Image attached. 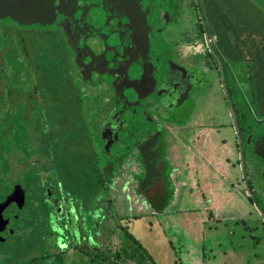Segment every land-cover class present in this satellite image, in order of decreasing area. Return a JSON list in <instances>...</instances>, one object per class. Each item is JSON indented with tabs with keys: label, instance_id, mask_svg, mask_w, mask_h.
Masks as SVG:
<instances>
[{
	"label": "rangeland",
	"instance_id": "obj_1",
	"mask_svg": "<svg viewBox=\"0 0 264 264\" xmlns=\"http://www.w3.org/2000/svg\"><path fill=\"white\" fill-rule=\"evenodd\" d=\"M193 1L198 3L196 6L193 3V6L197 14L200 13L206 35L215 36L221 50L227 46L234 54L239 41L235 28L240 25L241 19L234 7L241 3L246 5L247 0ZM248 3L253 8H249V4V9L242 8V19L251 17L250 30L256 29L254 26L262 27L264 0H248ZM192 14L195 18L194 8ZM0 18L7 25L18 24L21 28L34 25L48 27L47 19L41 18L37 9H3ZM3 28L0 26V29ZM261 33L260 38L264 39V27ZM26 40L30 53H19L17 56L25 66L36 64L39 54L47 79L53 76L50 61L41 50L48 48L49 56L58 62L56 69L63 71L64 48L53 33H32ZM136 41L134 35L128 41L123 73L117 74L116 71V78L112 74L105 77L108 83L118 82L122 91L138 83L136 75L146 73V69L137 62L138 57L149 56L153 51L151 37L145 39L141 48ZM236 56L243 59L244 55L239 53ZM225 59L229 61L238 82L237 93L235 87H230V82H227L231 89L226 90L225 96L228 99L231 96L238 113L243 109L251 111L247 74L241 80L239 75L245 70L233 65L229 57ZM28 68L26 75L32 76V81L28 79L34 84L33 81L38 79L37 73L30 74ZM18 69L21 70L19 62L16 65L3 56L0 58V202L14 184L23 183L26 192L22 205L26 204L31 214H38V218L33 217L21 226L19 218L22 216L17 217L26 213L15 207L9 223L15 221L20 228L12 236L7 232L0 234V242H4L0 248V264H32L17 259L15 256H20V252V257L38 256L36 264H264V196L258 190L253 194L249 192V195L248 190L245 192L242 177L248 173L250 160L246 152L240 159L241 152L236 149L237 137L232 128L231 110L216 81L218 79L210 80L212 86L206 92L205 104L201 108L204 118L199 117L206 122L214 121L219 130H211L207 138L210 143H206L202 152L211 166L193 162L189 152L182 154L177 149L172 153L166 152L164 158L172 164L176 190L173 195L150 196L149 203L153 206L150 208L146 200L134 195L133 184L126 190L121 187L130 177L128 171L122 170L123 174L114 179L115 186L110 187L108 197L98 185V175L93 176L94 170L91 167H72L73 156L70 154L60 162L58 174L53 172L55 177L39 172L40 166H30L28 157L33 149L40 147V139L45 142L43 135L51 133L53 137L59 129L61 111L66 110L67 116L68 112H72L73 116L81 112L71 102L75 88L82 94L81 110L85 119L90 120L92 130L98 123L96 116L103 104L101 99L112 98L113 90L87 89L81 82L74 84L70 77H67L71 81L69 86L62 83L55 86L43 84L34 92L31 84H26L17 90L14 77ZM17 108H21L20 111L17 112ZM65 126L70 127L69 120ZM81 135L77 134L76 138ZM5 137L9 139V145L5 143ZM58 144L54 149L61 157L64 146L61 145L63 143ZM9 159L13 162L7 167ZM214 169L220 173L215 174ZM47 188L50 189V198L45 194ZM146 191L152 193L153 188L147 186ZM40 220L42 227L38 229ZM73 229L80 233L75 235ZM35 231H38L36 237L33 236ZM32 237L37 242L29 245L26 241L29 251L23 253L19 243L23 238L30 240ZM37 244L41 246L38 251L32 249Z\"/></svg>",
	"mask_w": 264,
	"mask_h": 264
},
{
	"label": "flooded vegetation",
	"instance_id": "obj_2",
	"mask_svg": "<svg viewBox=\"0 0 264 264\" xmlns=\"http://www.w3.org/2000/svg\"><path fill=\"white\" fill-rule=\"evenodd\" d=\"M78 1H41L29 9H37L40 17L47 19L48 27L45 29L34 25L31 28L40 33H53L61 42L64 48L63 71L74 80V84L81 82L87 89L113 90L112 98L108 96L99 100L103 104L99 106L96 116L98 123L94 130L86 117V133L93 140L99 161L98 185L102 193L108 196L110 187L115 186L114 179L121 176L124 170L129 172L130 177L121 187L126 190L133 184L134 195L146 200L148 205L150 196L161 197L167 193L173 195L176 190L173 183L174 170L164 154L172 153L175 149L182 151V154L189 152L193 162L211 166L210 160H206L202 152L206 143H210L207 138L211 130H219L214 121L206 122L202 119L204 110L201 108L205 104L206 92L212 86L210 80L218 79L216 81L224 96L226 90L231 89L227 82H230V87H235L237 93L235 74L224 59L217 38L206 35L202 18L195 7L197 2L136 0L129 36L132 38L134 35L139 48L143 38L151 37V41H154L149 56L137 60L146 69V73L141 72L135 76L138 83L124 90L126 96H123V88L116 81L108 83L105 77L100 76L83 78L81 74L85 64L78 59L84 57L88 61L93 53H98L99 45L93 44L94 34L86 37L78 33ZM192 8L196 11L195 18ZM123 47L124 58L128 41L124 42ZM125 63L126 59L116 65L117 70L111 73L113 78L116 71L117 74L123 73ZM86 67L88 73L96 65L88 61ZM225 98L229 109L232 107L234 111L231 96ZM234 99L236 101L237 96ZM234 113L236 126L232 115L231 118L238 139L236 149L239 148L241 152L240 159L246 152L250 160L248 173L242 177L245 192L248 190L249 195V192L253 194L258 190L264 196V119L255 117L252 109H243L239 113L235 110ZM214 173L220 172L214 169ZM147 186L153 188L152 193L146 191ZM45 194L51 197L49 188ZM73 232L75 235L80 233L76 229Z\"/></svg>",
	"mask_w": 264,
	"mask_h": 264
},
{
	"label": "trees",
	"instance_id": "obj_3",
	"mask_svg": "<svg viewBox=\"0 0 264 264\" xmlns=\"http://www.w3.org/2000/svg\"><path fill=\"white\" fill-rule=\"evenodd\" d=\"M253 8L252 4L250 6V3H248V0L246 1V5L244 3H241L240 5H237L234 7V10L236 11L237 15L241 17L240 19V25H238L235 28V31L237 33V39L239 40L237 42L238 50H235V53L233 50H231L230 47L225 46L226 48L223 47V50H221L224 59L226 57H229L231 61H233V65L237 66L241 70H245L242 72V75H239L240 79L242 80L246 74H247V83L249 85L248 87V95H250V100L252 103V111L255 117L257 118H263L264 119V39L260 38L262 35L261 33V28L259 26H254L256 29L250 30L249 29V22L251 23V17H247L246 19H242V8L244 9H249L248 8ZM247 8H246V7ZM252 10V9H251ZM253 11V10H252ZM241 15V16H240ZM238 18V17H237ZM248 22V23H245ZM264 22V21H263ZM3 19L0 18V26H4L3 29H0V58L3 56V58H7V60H12V63H15L17 65V62L20 63L21 65V70H17L15 72V82L14 86L18 90L19 88L25 87L26 84L30 85V88H32V91L39 88L40 85H56L62 83V85H68L71 83V81L68 79L69 76L65 71L57 70L56 65L58 62L53 63L54 58L50 57L47 49H41L43 53L46 54V57L50 61V64L52 66V72L53 76H51L49 79H47V76L45 75V67L43 64H40L39 60V54L37 55V63L36 64H31L28 63V71L30 74L31 73H37L38 79L36 82L33 81L34 84L30 83L32 81L31 77L29 75H26V69L27 66H25V63L19 60L17 57L19 53L22 54H29L30 52L28 51L29 47V42L26 40L29 34L36 33V34H42L37 30H34L32 28H21L19 27L18 24H6ZM247 24V25H245ZM2 52V54H1ZM243 53V59L237 58V54ZM236 56V57H235ZM50 58V59H49ZM226 62L229 64V61L225 59ZM11 62V61H10ZM24 63V64H23ZM229 66H231L229 64ZM68 77V78H67ZM238 77V78H239ZM30 78L31 80L29 81ZM74 95L71 98V102L73 103V106L75 105L76 108H79L81 112L76 113V116H73V113L68 112V116L66 115V110H62L61 114L62 116L60 118V127L55 131L54 136H51V133H46L43 135V138H45V142L40 139L41 144L40 147L33 149L31 156L28 157V162L30 166H34L35 168H38V171L42 173H47L48 176L53 175L55 172V175L57 173V167L59 166L60 162L65 160L67 158V155L73 156V163L71 164L72 167L76 166L75 168H82V167H91L94 172V175H100L99 170V161L96 155V151L94 148L93 140L92 138L86 133V127H87V120L85 119L83 112L81 110V105L83 103L82 100V94L79 92L77 88L74 89ZM8 96H9V91ZM21 108H17L20 111ZM82 113V115H80ZM69 117V119H67ZM67 120H69V125L70 127L67 128L65 125H67ZM63 126L66 127V130H64V133L62 131ZM65 129V128H64ZM77 134H82L81 137L76 138ZM5 143H8V138L5 137L3 138ZM57 139V140H56ZM51 141V144L49 142ZM43 143V147H41ZM55 143V144H52ZM58 143H63L61 145L64 146V151L61 157H59L56 154V151L54 149L55 145H59ZM66 155V157H63ZM13 162V161H12ZM11 159H9L6 164L7 167H10L12 165ZM56 167V168H54ZM54 170V171H53ZM73 170V169H72ZM35 171V169H34ZM41 173V174H42ZM55 177V176H54ZM49 179V178H48ZM110 179V177H109ZM20 183V182H17ZM10 193V192H9ZM5 195V194H4ZM48 197V194L46 195ZM3 197V196H2ZM6 197V196H5ZM4 200V199H2ZM151 208L153 207L152 204ZM22 212H25L26 214H19L17 219L19 218L21 223V226L24 224V222L30 220L31 218L35 217L36 219L38 218V214H31L30 209L26 206V204L22 205L20 209ZM30 213V214H27ZM40 217V214H39ZM43 219V218H42ZM41 219V220H42ZM40 220V224L38 225V229L42 227ZM7 228V229H6ZM5 229L2 228L0 229V234H4L7 232L8 235H13L15 232H18L19 230V225L15 223H9ZM38 232V231H37ZM35 231L33 233V236L36 237L38 234ZM32 237V239L27 240L26 238H23L22 241L19 243V249L25 253L26 251L28 252L29 250L26 247V241L30 245L31 242L32 244L36 243L37 240L36 238ZM34 238V239H33ZM4 242H0V248L1 245H3ZM8 244V243H6ZM41 246L39 244L33 246L32 249H35L38 251ZM31 249V250H32ZM8 252L12 253V251ZM20 252V256H21ZM19 254L18 256H15L17 259L24 260V261H30L32 264H36L37 259L39 258L38 256L34 255L31 258L27 257H20ZM10 261V260H9Z\"/></svg>",
	"mask_w": 264,
	"mask_h": 264
},
{
	"label": "water",
	"instance_id": "obj_4",
	"mask_svg": "<svg viewBox=\"0 0 264 264\" xmlns=\"http://www.w3.org/2000/svg\"><path fill=\"white\" fill-rule=\"evenodd\" d=\"M41 1L44 0H0V11L10 8L16 10L29 9ZM135 2L136 0H80L76 3L79 13L78 33L82 36L85 34L86 37L94 34L93 44L97 43L99 45L98 53H93V57L88 58V61H93V64L96 65V67H93L95 69H91L92 71L87 73V58L78 59L85 64L83 67L84 72L81 74L83 78L90 76L104 78L117 70L116 65L126 59V53L123 58V46L124 42L130 39L129 34L134 20ZM83 40L85 44V39ZM144 42L145 38L141 41L140 48L144 46ZM218 64L221 67L220 62ZM119 90L120 88L117 87V91ZM230 110L236 126L235 113L232 107H230ZM25 192L26 185L16 183L10 193L0 202V229L5 228L12 219L15 207H21L25 200ZM145 203L148 204V202Z\"/></svg>",
	"mask_w": 264,
	"mask_h": 264
}]
</instances>
